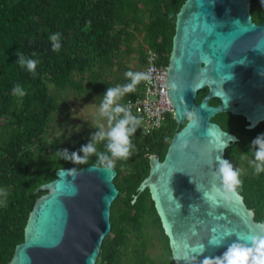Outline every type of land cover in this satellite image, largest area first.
<instances>
[{
  "label": "trees",
  "instance_id": "obj_1",
  "mask_svg": "<svg viewBox=\"0 0 264 264\" xmlns=\"http://www.w3.org/2000/svg\"><path fill=\"white\" fill-rule=\"evenodd\" d=\"M185 1L0 0V264H8L24 240L34 203L46 192L36 191L39 186L53 180L58 168L95 164V156L73 164L54 155L63 149L76 152L90 139L85 134L49 136L62 91L71 89L100 104L108 87L129 82L127 71L145 70L149 51L169 63L177 12ZM252 14L256 22L264 20L262 0L252 2ZM57 32L61 48L54 52L49 36ZM18 51L39 61L35 76L16 63ZM133 58L138 65H130ZM17 84L25 96L12 94ZM143 85L140 82L120 102L141 95ZM207 92L208 88L199 91L196 100ZM210 102L218 105L220 99ZM213 120L240 138L227 148L226 159L242 168L238 190L255 210V219L264 222V173L254 175L247 162L238 161L250 142L264 133V121L249 129L245 117L229 112L218 113ZM176 130L172 115L162 128L138 129L131 156L116 161L120 193L111 208L112 230L96 264H176L149 188L138 191L150 172V155L163 159ZM98 149L104 150V143ZM156 241L162 246L153 252Z\"/></svg>",
  "mask_w": 264,
  "mask_h": 264
},
{
  "label": "water",
  "instance_id": "obj_2",
  "mask_svg": "<svg viewBox=\"0 0 264 264\" xmlns=\"http://www.w3.org/2000/svg\"><path fill=\"white\" fill-rule=\"evenodd\" d=\"M253 1L186 0L177 12L167 72L177 130L163 159L150 155V172L138 187L139 193L150 190L176 264H199L221 255L236 235L264 233V222L255 219L238 188L224 192L214 175L217 157L226 159L240 138L213 117L240 115L249 129L264 121V20L253 19ZM213 98L220 103L212 104ZM117 174V167L109 172L95 164L58 168L36 190L46 192L36 199L8 264H96L112 230ZM226 231L236 235L220 247L209 243ZM200 245L204 253H193Z\"/></svg>",
  "mask_w": 264,
  "mask_h": 264
},
{
  "label": "clouds",
  "instance_id": "obj_3",
  "mask_svg": "<svg viewBox=\"0 0 264 264\" xmlns=\"http://www.w3.org/2000/svg\"><path fill=\"white\" fill-rule=\"evenodd\" d=\"M262 3H264V0H262ZM87 25L91 26L90 20L87 22ZM60 38L61 34L59 32L50 34L49 36L54 52H59L61 48ZM16 55L19 58L16 63L22 68H26L35 76L39 61L25 56L20 51ZM31 55L35 57L37 53L33 52ZM164 62L167 63L166 61ZM167 64L169 68V63ZM125 76L129 80L128 83L108 87L101 97L98 113L100 117L106 119L107 127L105 128L103 125L95 127L96 130L91 133L88 143L81 145L78 151L69 152L68 149L58 150L54 153L56 157L77 164L87 161L90 156H95V166L101 170L110 172L115 168L117 160H127L131 156L135 148V145L132 143V137L138 129L142 128V118L132 113L131 101H128L127 104H123L120 101L127 94L133 93L140 82L151 80L152 73L151 70L146 72L145 70L144 72L127 71ZM12 94L23 97L26 95V92L17 84L12 89ZM174 114L170 115L174 116ZM189 119L193 124L195 123L191 113L189 114ZM232 139V137H229V141ZM101 143H104V150L102 151L98 149V145ZM226 147L227 143L222 146L221 152ZM248 147L249 151L247 153L241 152L238 161L247 162L253 169V174L259 176L261 173H264V133L257 135ZM216 161L218 163L214 175L220 181L223 191L226 193L235 192L241 184L242 168L237 167L231 160L224 159L220 155ZM67 171L73 172L74 169H67ZM232 235L236 234L226 231L222 236H214L209 243L215 247L223 246L224 241ZM204 251L205 245H200L192 250L193 253L198 255H202ZM194 257L197 259V256ZM199 264H264V233L250 236L236 235V239L227 246L221 255L215 257L205 256L203 260L199 261Z\"/></svg>",
  "mask_w": 264,
  "mask_h": 264
},
{
  "label": "built area",
  "instance_id": "obj_4",
  "mask_svg": "<svg viewBox=\"0 0 264 264\" xmlns=\"http://www.w3.org/2000/svg\"><path fill=\"white\" fill-rule=\"evenodd\" d=\"M149 70H151L152 78L149 81H143L142 94L129 100L132 102L131 110L142 118V127L147 131L162 128L164 122L170 114H174L175 110L168 97V64L153 51H149L147 57L145 72Z\"/></svg>",
  "mask_w": 264,
  "mask_h": 264
},
{
  "label": "rangeland",
  "instance_id": "obj_5",
  "mask_svg": "<svg viewBox=\"0 0 264 264\" xmlns=\"http://www.w3.org/2000/svg\"><path fill=\"white\" fill-rule=\"evenodd\" d=\"M130 63L131 66L138 65V61L134 58ZM139 70L144 72L141 68ZM52 88L54 89V86ZM60 105V111L49 131L51 137L61 133L70 137L80 134L91 135L96 130L95 127L99 125L107 127L106 119L99 116V104L93 98L79 96L71 89H67L60 94ZM70 141H73V138ZM161 246L162 244L156 241L152 251H159Z\"/></svg>",
  "mask_w": 264,
  "mask_h": 264
},
{
  "label": "flooded vegetation",
  "instance_id": "obj_6",
  "mask_svg": "<svg viewBox=\"0 0 264 264\" xmlns=\"http://www.w3.org/2000/svg\"><path fill=\"white\" fill-rule=\"evenodd\" d=\"M258 24H261L262 23V21L261 22H257Z\"/></svg>",
  "mask_w": 264,
  "mask_h": 264
}]
</instances>
